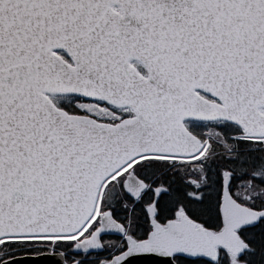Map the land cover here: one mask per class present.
Instances as JSON below:
<instances>
[{"label":"snow or ice","instance_id":"6c2138e0","mask_svg":"<svg viewBox=\"0 0 264 264\" xmlns=\"http://www.w3.org/2000/svg\"><path fill=\"white\" fill-rule=\"evenodd\" d=\"M0 264H264V0H0Z\"/></svg>","mask_w":264,"mask_h":264}]
</instances>
